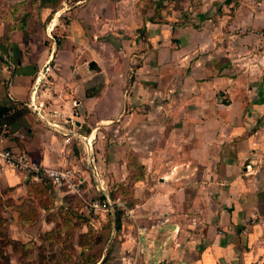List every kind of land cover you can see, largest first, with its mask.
<instances>
[{"label":"crops","instance_id":"obj_1","mask_svg":"<svg viewBox=\"0 0 264 264\" xmlns=\"http://www.w3.org/2000/svg\"><path fill=\"white\" fill-rule=\"evenodd\" d=\"M99 1L107 7V21L122 28L116 38L123 42L128 36L136 39L140 29L146 36L143 55L147 58L133 82L138 88L133 102L161 81L155 77L159 71L165 86L180 87L178 107L165 117L205 121L167 128L164 141L171 147L161 162L168 168L162 177L149 178L157 159L153 151L138 156L139 164L147 168L149 197L131 209L133 220L120 215L118 233L110 212L115 239L106 238L104 231L85 250L84 259L101 264L109 253L117 264H264V51L237 59L242 52L250 53L247 42L256 36L229 33L233 24L264 29V16H246L244 11L235 17L224 15L232 7L227 5L229 0H147L146 13L140 9L142 0ZM91 3L0 0V108L10 109L0 117L3 148L26 154L48 168L68 165L82 182L78 194L51 186L53 206L44 210L36 205L39 219L35 227L24 228L16 211L28 210L21 205L33 200L28 193L30 182L0 165V204L5 213L13 215L11 223L19 232L13 240L22 241L18 239L29 228L54 230L60 212L69 209L87 216L85 228L98 226L87 210L88 198L104 193L105 183L113 177L109 174L106 182L97 173L92 140L95 133L103 134L105 125L123 117L127 80L122 67H97L85 46L72 43L80 33L77 13L84 14L81 26L86 30ZM68 4L71 31L67 45L57 46L50 32L59 19V8ZM28 5L36 8L31 16H27ZM51 14L50 24L43 27ZM224 23L225 35L232 39L226 46L220 38ZM118 49L125 54L143 48L124 43ZM221 56L226 59L224 64L212 62ZM214 69L219 76H214ZM213 86L225 94L224 101L215 96V109L186 108L198 104L203 88ZM91 87L96 89L91 92ZM97 119L101 121L91 122ZM55 127L69 128L76 138L66 144ZM152 130L137 129L142 133ZM97 150L101 157L105 149ZM115 178H119L117 172ZM78 232L86 233V229Z\"/></svg>","mask_w":264,"mask_h":264},{"label":"rangeland","instance_id":"obj_2","mask_svg":"<svg viewBox=\"0 0 264 264\" xmlns=\"http://www.w3.org/2000/svg\"><path fill=\"white\" fill-rule=\"evenodd\" d=\"M35 1V0H33ZM67 0H48L49 3L55 4L58 2L64 3ZM77 1V0H75ZM82 1V0H80ZM91 1V5L87 9V15L89 17L90 23H88V28L86 30L81 26L84 20V14L81 12L77 13V18H79V22H81L78 26L80 29V33L75 36L76 40L73 39V45L75 46H85L87 50L91 54V62L96 63L97 67L101 68H109L110 65L115 64L116 66L122 67L121 71L123 73V77L126 78V84L124 87V95H125V106H124V115L118 122L113 124L105 125L106 129L102 130V135L94 134L93 147L95 153V161L94 164L97 168V173L101 175L102 180L106 177H109V174L112 178V181H105L106 191L104 193H95L90 196V200L100 199L101 197L107 196L113 204L112 214L115 217V213H119L122 216L121 207L118 204H123L126 209H132L135 204H140L145 201L147 197H149L150 192L147 190V168L139 164L138 156H147L149 151H153L155 153V164L152 167V171L150 173V179H157L162 177L166 171L167 167L162 166L161 162L163 159L167 157L166 150H169L171 146H167L164 139L166 136V130L170 127L177 126H188L192 127L196 125L193 121L198 122L199 125L205 121L204 119H179L172 117H165V113L169 114V111L177 109L179 99L176 98L178 92L180 91V87H167L166 84H163V76L160 75L159 71H156L155 77L158 79L161 78V81H157L156 85L153 88H150L142 95H140L139 101L133 102V96L137 93V89L133 87V82L137 78L138 69L141 68L147 58V55H143V53L147 50L146 44V36L142 33L141 29L138 30L139 36L138 38H133L132 36H128L125 38L123 42L122 38L117 37V32L122 30L121 26L114 22L109 23L107 21L108 15L106 13L107 7H103L102 1L99 0H87ZM239 1L240 6L230 7L228 8V12H225L224 15L235 17L236 15L245 12L247 16H253L255 14H261L264 16V0H235ZM68 3V2H67ZM142 7L140 9L146 13L148 7L150 6L147 0H142ZM71 5H67L66 7H60L59 12L60 16L58 17V21L54 25V29H52L51 36L54 39L57 46H61L63 44L67 45L68 35L71 31L70 29V20L72 18L71 10L67 11V8H70ZM36 9L35 5H28L26 9L28 10L27 16L30 15V11L32 9ZM159 8V7H158ZM64 9L66 10L65 12ZM25 10V9H24ZM26 11V10H25ZM245 16V17H246ZM52 14L43 22V27L50 24V19ZM241 17H244L241 16ZM105 23V24H104ZM116 23V22H115ZM107 25V26H104ZM82 27V30H81ZM222 31L224 35H220L221 44L223 43L226 46L227 41H232V39H228L225 33H227V24L224 23L222 25ZM229 33L245 36V35H255L256 38L254 41L247 42L249 47V54L242 52L239 54L237 59L251 56L257 54L261 51H264V29H253L251 27L244 28L239 26L238 24H233L229 30ZM234 40V39H233ZM122 41V42H121ZM139 42V44H138ZM129 48L142 46L143 49L139 50H131L126 51L125 54L119 53V47L123 46V44ZM233 46V45H232ZM238 45L236 46V48ZM198 56H196V59ZM220 58V59H219ZM219 58H215L212 62L215 64H224L226 59L221 56ZM190 71L185 73V76L189 74ZM220 72L213 70L214 76H219ZM96 88L91 87L89 91H94ZM151 90V91H150ZM173 90V91H171ZM188 91H194V89L187 88ZM90 93V92H89ZM174 94V95H173ZM220 95V99L224 101L222 98L225 97V94L222 90H215V86L209 88H203L201 90V96L198 97V104H189L186 108L188 110L191 109H204L211 110L215 109V96ZM177 100V103L175 100ZM189 99V98H188ZM166 110V111H165ZM149 111L154 112L152 117L148 118L146 115ZM96 121L101 120H92L91 122L95 123ZM211 121V120H210ZM202 122V123H201ZM91 123V124H93ZM194 124V125H193ZM210 126V125H209ZM150 127L153 130L148 133H142V131H137L138 128ZM117 130V131H116ZM119 130V131H118ZM88 137V136H87ZM98 145V147L96 146ZM102 147L105 151L102 153L101 157L97 156V148ZM136 149V151H133ZM103 151V150H102ZM160 163V164H159ZM119 175V178H115V175ZM95 173V171H94ZM93 173V174H94ZM122 174V176H121ZM124 176V179H122ZM134 181H142L140 184ZM154 184V183H151ZM141 185V187H138ZM137 192V193H136ZM136 193V194H134ZM87 199V200H88ZM0 214L6 220L5 226L3 229L7 233L8 237L13 240L18 236V231L14 230V226L11 223L13 220V215L10 212L5 213L4 208L0 204ZM81 216V215H80ZM89 216V215H88ZM101 215H90V218L96 220L98 223L97 228L93 227L92 231V240L96 241L103 236V232L105 231L106 238L111 236L110 231V214L105 213L103 217ZM85 219L88 220L87 216ZM125 219V218H124ZM81 227H77L72 232L73 237L71 239L72 245H74V250L70 248H65L64 239H65V228L64 221L62 216L59 215V223L61 230L62 239L58 240L55 244L47 243L46 249L43 253L34 252L33 256L28 259L27 262H31L30 264H72V262L78 263V258L80 256V250L77 247V242L79 240L78 230L80 228L86 229L88 232L90 229L88 226L86 228L79 221L78 223ZM35 227V226H32ZM48 233L46 231H38L35 228H29L26 235H22V238L18 240H22L21 242L27 243L28 241H34L36 247L41 246L40 237L43 234ZM113 240L115 239V235L111 236ZM1 241V239H0ZM4 254H6L7 260H3L0 258V264H20L19 258L20 254L14 252L11 247H5ZM99 254V252H98ZM38 255V257H37ZM67 255L68 257H65ZM39 256H43L42 259H39ZM92 257V256H91ZM85 256L82 258L84 259ZM94 258V257H92ZM70 259V261H68ZM95 260V259H93Z\"/></svg>","mask_w":264,"mask_h":264},{"label":"trees","instance_id":"obj_3","mask_svg":"<svg viewBox=\"0 0 264 264\" xmlns=\"http://www.w3.org/2000/svg\"><path fill=\"white\" fill-rule=\"evenodd\" d=\"M233 7L238 8L240 6L239 1L235 0H229L227 2V5H231ZM9 108H0V117L6 115L9 112ZM50 184H43V185H33L28 184V193L32 197V201H26L22 203L23 208H27L28 210L23 211L22 209H19L16 211L18 214V222L22 227H30L35 225V223L39 219V213L36 209L37 207L49 210L53 206V194L51 191ZM104 199V197H101L100 200ZM36 203V204H35ZM6 208L9 209V204L6 206ZM1 213V212H0ZM60 216H62L64 221V228H65V241L64 245L65 248H70L74 250V245L71 243V239L73 237L72 232H74V229L77 227H81L79 225V221L83 224V217L82 215H78L75 211L72 209L64 210L60 212ZM87 221V220H86ZM85 221V222H86ZM6 220L2 217L0 214V258L3 260H7L6 254H4L5 247H11L14 252H18L20 254L19 262L20 264H30L31 262H27L30 257H32L34 252H40L43 253V251L46 249V245L48 242L50 244H55L58 240L62 239L61 237V230L62 228L60 225H57L56 228L48 233L43 234V236L40 237L41 239V246L36 247L34 241H28L27 243H23L21 241L17 240H11L3 227L5 226ZM121 228V217L119 213H115L114 217V229L115 232L118 233ZM92 228L86 233L79 234V240L77 242V247H81L80 256L78 259V263L72 262V264H90V260L82 259L84 257V252L86 249L91 248L95 241L92 240ZM34 251V252H33ZM38 257V255H37ZM43 256H39V259H42ZM65 257H68L65 255ZM70 261V259H68ZM101 264H117V262L114 261V258L110 256L108 253L107 256L104 258V260L101 262Z\"/></svg>","mask_w":264,"mask_h":264},{"label":"built area","instance_id":"obj_4","mask_svg":"<svg viewBox=\"0 0 264 264\" xmlns=\"http://www.w3.org/2000/svg\"><path fill=\"white\" fill-rule=\"evenodd\" d=\"M63 136L66 138V144L72 143L76 138L69 128H58ZM69 156V152L65 153ZM67 163V162H65ZM0 165L13 171L21 173L33 185L50 184L52 187H65L69 192L74 194L79 193V188L82 184L77 178L76 172L68 165H63L58 168H48L41 164L32 161L26 154L15 153L11 150L3 148V138L0 136ZM122 210V218L126 220H133V211L126 209L123 204H118ZM113 204L109 198L104 196V199L91 200L87 205V210L90 215H102L112 212Z\"/></svg>","mask_w":264,"mask_h":264},{"label":"water","instance_id":"obj_5","mask_svg":"<svg viewBox=\"0 0 264 264\" xmlns=\"http://www.w3.org/2000/svg\"><path fill=\"white\" fill-rule=\"evenodd\" d=\"M94 64V63H93ZM92 66V65H91ZM27 180V179H26ZM28 181V180H27Z\"/></svg>","mask_w":264,"mask_h":264}]
</instances>
